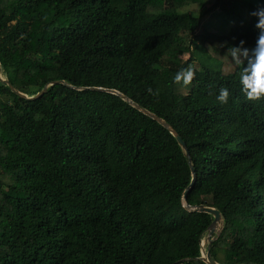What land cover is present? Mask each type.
Returning <instances> with one entry per match:
<instances>
[{
    "label": "trees",
    "instance_id": "1",
    "mask_svg": "<svg viewBox=\"0 0 264 264\" xmlns=\"http://www.w3.org/2000/svg\"><path fill=\"white\" fill-rule=\"evenodd\" d=\"M260 7L0 0V264H206L207 249L264 264V96H245L227 52L255 46ZM90 88L163 120L190 163L168 129ZM190 165L186 203L222 218L209 248L213 216L182 201Z\"/></svg>",
    "mask_w": 264,
    "mask_h": 264
},
{
    "label": "clouds",
    "instance_id": "2",
    "mask_svg": "<svg viewBox=\"0 0 264 264\" xmlns=\"http://www.w3.org/2000/svg\"><path fill=\"white\" fill-rule=\"evenodd\" d=\"M251 15L257 17L255 27L259 30L255 46L246 48L241 40L229 46L227 52L237 66L244 65L239 72L241 91L248 99L255 100L264 96V7L257 8ZM228 94L226 88H221L216 99L224 103Z\"/></svg>",
    "mask_w": 264,
    "mask_h": 264
},
{
    "label": "water",
    "instance_id": "3",
    "mask_svg": "<svg viewBox=\"0 0 264 264\" xmlns=\"http://www.w3.org/2000/svg\"><path fill=\"white\" fill-rule=\"evenodd\" d=\"M3 82H5L11 89V85H9V83L5 80H2ZM90 89H95V90H99V91H105V92H110V93H114L117 95H120L119 93L113 91V90H108V89H101V88H90ZM46 90V87L40 92L38 93L36 96H34L31 99H34L36 97H39L40 95H42ZM18 95L22 96V94ZM124 100H126L127 102H129L130 104H132L134 107H136L139 111H141L143 114H145L146 116L150 117L151 119L155 120L157 123L161 124L163 127H165L166 129H168V131L176 138L178 144L180 145V147L182 148V150L184 151L185 156L188 158V162L190 163V158H189V153L186 149V146L184 144V142L182 141L181 137L177 134V132L175 130H173L172 128H170L163 120H161L160 118H158L156 115L146 111L143 108L138 107L136 104H134L133 102H131L129 99H127L125 96L120 95ZM190 171L192 174V180L189 184V186L187 187V189L184 191L183 196H182V201L184 204V207L189 210V211H195V212H203V213H208L210 215L213 216V220L211 222V224L209 225L208 229H207V233H206V239H207V248H209V246L212 243V236L213 234L220 228H221V223H222V218L221 215L219 213V211L215 208H210L207 206H203V205H199V206H194L191 207L186 203V196H187V192L190 190L191 186L194 184V168L192 165H190ZM204 263L206 264H215V262L211 259L210 257V253L208 251V249L205 252V259H203Z\"/></svg>",
    "mask_w": 264,
    "mask_h": 264
},
{
    "label": "rangeland",
    "instance_id": "4",
    "mask_svg": "<svg viewBox=\"0 0 264 264\" xmlns=\"http://www.w3.org/2000/svg\"><path fill=\"white\" fill-rule=\"evenodd\" d=\"M209 18H210V17H209ZM209 18H207L206 20L209 21ZM210 20H211V23H212V24L210 25L209 28H210V31L213 32V31H215V28H214V27H215V24H216L217 19H216V18H214V19L212 18V19H210ZM179 56H180L181 58H183V59H186V58L188 57V55H187L186 53H180ZM0 77H1L2 80H4L2 76H0ZM218 232H219V229L215 232V234H218ZM202 243H203V245H205V247H207V239H206V236L203 238ZM203 253H204V252H203ZM204 254H205V253H204Z\"/></svg>",
    "mask_w": 264,
    "mask_h": 264
},
{
    "label": "built area",
    "instance_id": "5",
    "mask_svg": "<svg viewBox=\"0 0 264 264\" xmlns=\"http://www.w3.org/2000/svg\"><path fill=\"white\" fill-rule=\"evenodd\" d=\"M201 246L203 247L204 245H203V243L201 242ZM204 251H201V259H202V261H203V259H205V252L203 253ZM204 262V261H203Z\"/></svg>",
    "mask_w": 264,
    "mask_h": 264
}]
</instances>
